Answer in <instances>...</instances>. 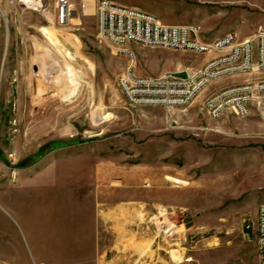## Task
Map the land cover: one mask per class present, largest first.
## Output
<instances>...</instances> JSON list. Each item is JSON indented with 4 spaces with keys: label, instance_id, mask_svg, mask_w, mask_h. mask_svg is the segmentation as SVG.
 <instances>
[{
    "label": "rangeland",
    "instance_id": "374dc122",
    "mask_svg": "<svg viewBox=\"0 0 264 264\" xmlns=\"http://www.w3.org/2000/svg\"><path fill=\"white\" fill-rule=\"evenodd\" d=\"M88 1L62 25L57 0H0V264H259L264 109L214 119L203 102L264 74L221 79L184 108L134 107L129 70L187 78L210 58L112 44ZM112 1L208 39L264 29V0Z\"/></svg>",
    "mask_w": 264,
    "mask_h": 264
},
{
    "label": "built area",
    "instance_id": "2783aa9c",
    "mask_svg": "<svg viewBox=\"0 0 264 264\" xmlns=\"http://www.w3.org/2000/svg\"><path fill=\"white\" fill-rule=\"evenodd\" d=\"M93 7L100 38L116 45L136 43L148 47L189 51L206 54L210 59L187 78L177 73L160 77L137 76L129 70L119 78V86L134 107L159 105L184 108L191 104L207 87L232 76L264 74V29L259 28L245 39L229 32L208 39L198 25L166 24L156 15L138 8H128L112 0L82 3V9ZM73 0H57L56 11L60 24L69 22ZM202 39V48L192 47V39ZM182 72V71H180ZM206 113L214 119L226 112L240 117L251 108L264 109V75L224 86L210 93L203 102ZM256 248L259 264H264V201L257 206Z\"/></svg>",
    "mask_w": 264,
    "mask_h": 264
},
{
    "label": "bare ground",
    "instance_id": "6f19581e",
    "mask_svg": "<svg viewBox=\"0 0 264 264\" xmlns=\"http://www.w3.org/2000/svg\"><path fill=\"white\" fill-rule=\"evenodd\" d=\"M41 5H42V0H26V6H28V7L34 8V7H38V6L40 7ZM126 7L132 8V7H129V6H126ZM90 9L94 11L93 7L89 8V10ZM44 31L49 35L52 44H55V45H58L59 44V40H58L57 34H56V32H55L54 29H49V30L46 29ZM192 45H193L194 48H202V42L199 41V40L197 41V43L192 44ZM67 56L69 58L72 57L69 52L67 53ZM169 179L172 180V181H174L176 184H187V182L182 181L180 179H175V178H171V177H169Z\"/></svg>",
    "mask_w": 264,
    "mask_h": 264
},
{
    "label": "crops",
    "instance_id": "0c3cea01",
    "mask_svg": "<svg viewBox=\"0 0 264 264\" xmlns=\"http://www.w3.org/2000/svg\"><path fill=\"white\" fill-rule=\"evenodd\" d=\"M248 37V36H247ZM247 37H241L240 39H245V38H247Z\"/></svg>",
    "mask_w": 264,
    "mask_h": 264
}]
</instances>
